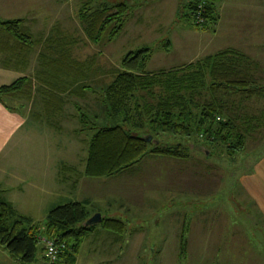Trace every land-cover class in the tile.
Returning a JSON list of instances; mask_svg holds the SVG:
<instances>
[{
    "label": "rangeland",
    "instance_id": "obj_1",
    "mask_svg": "<svg viewBox=\"0 0 264 264\" xmlns=\"http://www.w3.org/2000/svg\"><path fill=\"white\" fill-rule=\"evenodd\" d=\"M187 1L103 0L108 4L124 2L131 10L118 37L103 45L89 43L76 21H63L65 29L72 30L70 41L76 42V46L62 42L64 47H74L70 52L72 57L83 62L86 57L96 55L87 76L92 90L85 89L83 98L68 96L62 112L50 121L44 118L41 121L34 115L40 111V92L35 93L34 104L25 100L18 103L4 99V104L25 123L29 136L27 145L39 149L36 160L32 158V161L47 164L50 168L51 164L73 166L75 170L69 172L70 175L74 173L73 177L82 171L86 156L85 142L92 131H75L84 127L72 118L76 114L75 105L80 107L83 114L92 111L101 113L99 96L110 81L108 72L119 66L126 53L144 46L153 49L146 65L150 72L193 62L218 50L236 49L254 64L249 73L255 84H264V0H226V7H222L223 3L220 2L218 6L222 8V21L218 22L214 33L190 30L183 20L175 18L176 13H183ZM51 11V15L57 13ZM38 13L40 15L42 12ZM41 19L40 26L43 24ZM164 40L171 42L168 53L156 50ZM38 48L35 46L27 58L24 73L27 76H33L41 65ZM46 72H51V69H46ZM45 80L44 83L49 82ZM54 82L57 84L56 77ZM238 100L239 97L232 96L226 102L228 111L236 112L238 117L257 115L261 120L245 138L242 151L229 155L225 145L207 144L198 136L181 138L157 135L161 142H179L188 149L189 156L178 159L146 155L127 170L111 176L91 178L97 181L87 192L95 196L93 204L102 209L105 215L112 206L109 214L116 217L102 215L101 218L120 221L124 228L122 233L116 235L120 242L109 248L113 235H107V229L96 224L95 228L99 229L101 236L96 239L95 245L101 244L102 255L93 248L95 239H88L82 251L85 258L94 261L93 264H264V221L258 213L260 210L239 181L240 176L264 156V98H241L240 104ZM199 144L210 150L209 156L194 150ZM40 148L44 151H40ZM4 165L0 161V167ZM37 173L50 174L51 171L39 169ZM60 173L61 176L68 175L67 172ZM12 181L10 179V184ZM69 185V182L56 184L60 189L59 200L54 203L66 201ZM0 187L5 189L2 170ZM10 193H7L8 197ZM14 197L23 200L16 193ZM54 198L58 199L56 195ZM49 207L46 202L42 204V200L35 204L29 202L26 207L38 212L35 211L34 221L39 224L40 230H44L43 213ZM85 207L91 216L93 206L89 204ZM181 235L184 244L181 243ZM103 236L107 241H100L104 240ZM42 237L39 235L37 239ZM37 246L43 247V243ZM107 253L112 255L110 260L105 258ZM0 264H17L1 246Z\"/></svg>",
    "mask_w": 264,
    "mask_h": 264
},
{
    "label": "trees",
    "instance_id": "obj_2",
    "mask_svg": "<svg viewBox=\"0 0 264 264\" xmlns=\"http://www.w3.org/2000/svg\"><path fill=\"white\" fill-rule=\"evenodd\" d=\"M200 3H203L202 22L196 23L194 16ZM218 3L219 0H188L183 13H176L175 18L183 20L190 30L214 33L219 18ZM88 5L83 4L78 11L88 42L103 45L114 41L130 16L129 6L118 2L91 9ZM57 31L51 30L43 39L35 38L23 20H0V34L12 40L11 44L2 42L0 47L6 50L2 51L6 54L5 66L25 73L28 56L35 46H41L37 54L41 62L38 70L33 76L24 74L0 86V102L8 99L34 104L35 93L40 92L41 109L34 115L50 121L62 112L68 96L83 98L86 91L92 90L87 76L96 55L86 57L83 62L76 61L71 55L74 47H64L62 43L66 41L76 46V42ZM171 47L170 40H164L156 50L168 53ZM152 54L153 49L148 46L129 51L119 66L108 72L110 81L99 96L101 113L83 114L75 105L74 117L84 126L75 131H92L85 142L86 156L81 172L84 177L117 174L146 155L178 159L189 156L188 149L179 142H161L157 135L198 136L207 144L225 145L227 153L233 155L242 151L245 138L261 121L257 115L238 117L236 112L227 109L226 102L232 96L239 97V104L241 98H264V84H255L249 73L254 64L241 52L223 49L168 70L150 72L146 65ZM45 79L49 82L44 83ZM148 136L151 137L149 142L145 140ZM194 150L210 154V150L200 144ZM85 205L72 201L51 208L43 222L44 230H40L39 224L17 213L0 190V246L17 264H43V247L37 246L41 243L37 239L40 235L64 245L55 264H73L83 238L95 228V225H84L90 217ZM99 225L117 235L124 228L120 221L109 218H101ZM181 241L184 244L183 235Z\"/></svg>",
    "mask_w": 264,
    "mask_h": 264
},
{
    "label": "crops",
    "instance_id": "obj_3",
    "mask_svg": "<svg viewBox=\"0 0 264 264\" xmlns=\"http://www.w3.org/2000/svg\"><path fill=\"white\" fill-rule=\"evenodd\" d=\"M220 2L223 3L222 7L223 5L224 7H226V0H219V3ZM106 3L107 2H103V0H0V20H23L24 25L29 29L31 35L35 38L40 37L43 39L53 29L54 32H56V30L58 29L57 33H59L62 37H72V34H70L72 33V30L65 29L66 26L63 24V21H68L69 23L70 21H76L77 25L82 30L81 23L78 19V11L82 7V5L89 4L88 6L92 9ZM51 10H55L57 11V13L51 15V13L53 12ZM64 10L65 13L63 14L62 11ZM15 11L18 12L13 13ZM221 11V6H218L219 18L217 24L218 22L222 21ZM38 12L42 13L39 15ZM40 19L43 20L42 26H40ZM248 34H250V32H248ZM0 35H3L0 37V47L3 46L2 42L9 44L12 43V40L9 37L6 38L4 34ZM255 35L258 36V34ZM254 40L255 39H253V41ZM2 51L6 50L0 49V86L8 85L16 78L24 75L23 72H17L10 66L4 65L3 61L4 57H6V54L2 53ZM40 51L41 46H39V48L37 49V53H39ZM38 106L41 109V105L39 104ZM72 118L75 119L74 116H72ZM37 119L44 121L43 117ZM28 140L29 136L26 133L25 123H22L21 118H18L17 114L13 113L12 110L7 107V105L0 102V161L5 163L4 166L0 167V170H2L3 174L5 175V189H1L0 187V190L2 191L4 199L11 204V206L17 213L32 219V221L36 224V222L34 221L36 210L34 211V208L29 210L26 209V207L29 202L35 204L38 200H42V204L46 202V205L50 206L49 209H47V211L43 213L45 217L47 212L51 208L72 201L80 202L86 205L90 204V206H93L92 215L94 213H100L101 217L102 215H105L102 209L96 208L93 204V199L95 198V196L88 195L87 193L89 191V188L94 186L97 181H93V179L91 178L84 177L83 175H81L82 171L78 173V175H75L73 177L72 175L74 173L71 175L69 174V172H73L75 170V167L73 166L51 164L50 168L47 164L44 165L40 164L38 161H32V158L36 160L39 149L36 147H29V145H27ZM40 151H44V149L40 148ZM39 169L43 171L47 170L48 172L51 171V173H43L41 175H38L37 171ZM60 172H67L68 175L66 177L61 176ZM10 179H13L11 184ZM239 181L242 187L246 190V193L249 194V196L255 202L257 208L260 210V212L258 211V213L259 215H261L264 221V156L258 159V161H256V163L250 170L241 175ZM61 182L70 183V185L66 189V191H68L67 199L66 201L62 202L60 200L61 203H54L59 200L60 189H57L56 184H59ZM78 188L81 189L80 192ZM9 192L12 193H10L11 197L10 195L9 197L7 195V193ZM15 193L18 194V197H23V200H16L14 197ZM55 195L58 197V199L54 198ZM110 208H112V206L108 208L105 216L116 218L115 216H112V213L109 214ZM98 230L99 229L94 228L91 232L85 235L77 253L75 254L73 264L94 263V261H90L89 258H85L82 254V251L85 249L84 243L88 239H95V241L93 242V248L95 247L96 249H98L102 255L101 244L95 245L96 239H99V237L101 236V232ZM105 231L107 232V235H113V237H111L112 241H109V248H111L113 244H118V242H120V238L116 236L117 234L112 233L108 230ZM104 238L105 237L103 236V239ZM100 241L105 242L107 241V239ZM115 256L116 258H118L117 253L115 254ZM111 257V253H107L105 258H108L110 260Z\"/></svg>",
    "mask_w": 264,
    "mask_h": 264
},
{
    "label": "built area",
    "instance_id": "obj_4",
    "mask_svg": "<svg viewBox=\"0 0 264 264\" xmlns=\"http://www.w3.org/2000/svg\"><path fill=\"white\" fill-rule=\"evenodd\" d=\"M198 11L195 13L194 20L196 23H201V13L203 12V3H200L197 6ZM39 241L43 243V255L44 263L43 264H55L58 259L59 254L64 249L63 244H58L54 240L42 237L39 238Z\"/></svg>",
    "mask_w": 264,
    "mask_h": 264
},
{
    "label": "water",
    "instance_id": "obj_5",
    "mask_svg": "<svg viewBox=\"0 0 264 264\" xmlns=\"http://www.w3.org/2000/svg\"><path fill=\"white\" fill-rule=\"evenodd\" d=\"M147 142L151 140V137L148 136L145 139ZM101 222V215L100 213H94L92 216H90L85 222L84 225L87 226H93Z\"/></svg>",
    "mask_w": 264,
    "mask_h": 264
}]
</instances>
